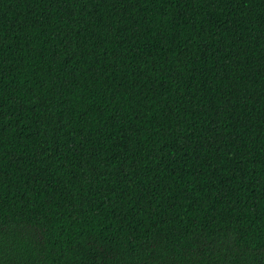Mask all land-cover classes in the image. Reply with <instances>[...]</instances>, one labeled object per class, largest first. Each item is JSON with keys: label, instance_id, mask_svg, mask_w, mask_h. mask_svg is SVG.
Segmentation results:
<instances>
[{"label": "trees", "instance_id": "1", "mask_svg": "<svg viewBox=\"0 0 264 264\" xmlns=\"http://www.w3.org/2000/svg\"><path fill=\"white\" fill-rule=\"evenodd\" d=\"M0 264H264V0H0Z\"/></svg>", "mask_w": 264, "mask_h": 264}]
</instances>
